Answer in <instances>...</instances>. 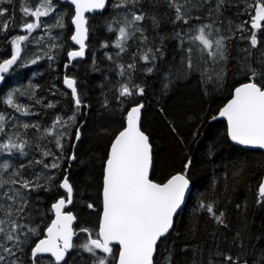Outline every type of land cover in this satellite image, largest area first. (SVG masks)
<instances>
[{
  "label": "trees",
  "instance_id": "16d2710c",
  "mask_svg": "<svg viewBox=\"0 0 264 264\" xmlns=\"http://www.w3.org/2000/svg\"><path fill=\"white\" fill-rule=\"evenodd\" d=\"M38 0H30L32 7L36 6ZM62 11H69L73 14V7L65 3H60ZM116 0H108V5L102 13L88 15L89 35L87 41V52L83 59L72 62V65L64 70V65L68 62L67 51L75 48L70 41L73 28L70 18L66 17L67 28L65 30L54 29L53 35L62 32V39L51 41L43 29L33 31V37L44 39L41 43H31L28 45L29 58H34L33 53L43 58L36 64H29L25 68H19L15 73L0 84V96L9 89L15 87H28L31 81L34 85H39L37 96L42 98V104L34 105L35 115L21 116L14 113L7 105L0 104V111L10 113L22 122L35 123L41 125L40 133L44 127L51 125L56 115H63L67 118L73 110V99L71 93L64 90L62 80L64 75H71L78 81L77 88L82 94L84 101L79 109L76 124L70 129L75 132L76 127L82 133L79 141L74 137H65V157L74 151L77 159L68 161L65 159L61 164V169L57 175L55 183L63 179L64 170L74 188V204L68 210L77 217L74 230L89 228L93 230V238L98 231L101 196L100 187L102 185V173L104 161L107 158L108 150L115 135L125 125L126 111L130 108V101L136 100L144 104L141 110V127L149 136L153 151V167L150 177L156 182H163L172 174L183 170V165L187 158L191 157L192 165L189 169L192 187L190 198L181 213L178 215L173 231L158 243L157 253L154 255V264H164L165 258L171 250L173 264H193V261H202L208 264L210 252L217 249L224 253L235 255L239 251V244H233V237L237 232L241 233L249 264L259 259L261 252H264V205L258 204V187L264 172V155L260 151L245 150L233 145L227 136L226 124L220 119L211 120V116H217L218 110L230 99L232 90L242 77L237 69V60L241 59L244 53L240 49L249 47V40H241L243 34L248 37L251 33L250 15L246 9L245 0H228V4L221 10L219 20L216 16L208 15V7L193 9V16L199 15L201 20H191L188 25L182 23L173 24L174 10L169 9L164 0H141L142 8L148 14V18L137 22L142 27L144 35L148 37V45L153 48L161 46V37H170L174 31H186L200 23H216L213 27H219L222 33L227 35L229 21L233 31L238 24L249 21L245 27L249 31L236 32L229 42L230 60L227 65V76L224 85L216 88L213 84L202 85L201 71L207 67L209 72L213 68H219L209 63L205 65L199 59V53L195 51L196 44L185 43V48L192 46L193 62L196 71H188L186 62L181 63L182 56L185 55L178 47V41L166 38L163 50L164 56L156 62L157 70L152 74L144 72L145 62L136 56V69H128L127 65L133 63V54L138 49L144 47L141 44L140 33L126 41L125 52H119L116 47L118 39V28L125 25L124 15L126 8L114 9L111 4ZM196 3L197 0H192ZM215 4V0H209ZM247 3L254 4L255 0H247ZM26 6L24 0H0V7L7 8L8 14L0 18V21L8 20L14 14V26L10 24L7 34L0 32V57L9 58L12 47L9 39L12 36L23 33L26 30L19 29L24 20L33 21V17H22L20 8ZM254 15V11L251 13ZM157 16L159 26L154 27L151 16ZM129 20L131 15H128ZM49 23V18H42ZM119 21V23H116ZM111 24L112 31H109ZM264 24V22H262ZM135 25L128 31H134ZM258 38H264V30L258 31ZM31 39V37H30ZM51 43L63 44L61 48H51ZM107 44V47L101 45ZM198 44V42H197ZM253 60L264 53V43L253 49ZM119 52V55L117 53ZM51 55L53 59H48ZM111 56L112 59H108ZM121 65L124 66V75H121ZM150 66V65H148ZM188 73L185 75V73ZM130 78V79H129ZM129 83L141 85L145 88V94L135 97H120L123 104L117 99L122 84ZM165 85H168L165 87ZM208 88V95L203 94V88ZM67 93V95H63ZM107 101V106H105ZM21 102L29 104L31 101L27 97H22ZM48 102L54 103V108H47ZM8 131L13 134L19 132L20 140H29L32 147L26 148L28 156H21L13 150L12 153L0 152V163L8 161L13 165L21 163L27 164L28 160L40 158V152L35 149L37 143L42 146L58 150L54 147V142L49 143L52 137L38 140L40 133L36 129L25 130L22 127L12 128L8 126ZM193 133H197L195 136ZM6 141V137L0 134V142ZM75 144L73 149L71 145ZM50 162V158L45 159V163ZM40 166L34 169H25L22 173L27 176L32 171H39ZM55 172L56 170H49ZM79 189L81 194L75 190ZM86 190V191H85ZM61 195L62 189L52 191L41 190L32 192V202L34 204L33 215L36 223H40L39 212L45 213L43 228L50 224L53 213L48 209ZM39 197V199H37ZM215 199L218 202L217 212L223 210L226 214L227 227L217 225L209 215L198 209L201 199ZM86 202L93 203L94 208L89 209ZM237 205L240 207L238 208ZM44 236V232L39 238ZM88 234L81 232L75 236L74 243H83ZM32 240H38L32 237ZM30 246L25 248V259L30 254ZM111 264L116 263L117 250H113ZM202 253V255H201ZM41 260H52L48 256H41ZM92 255L83 249H73L66 256V264H92ZM216 264H224L223 257H213ZM30 264V261H29ZM62 264H65L63 262Z\"/></svg>",
  "mask_w": 264,
  "mask_h": 264
},
{
  "label": "snow or ice",
  "instance_id": "6c2138e0",
  "mask_svg": "<svg viewBox=\"0 0 264 264\" xmlns=\"http://www.w3.org/2000/svg\"><path fill=\"white\" fill-rule=\"evenodd\" d=\"M169 9L174 10V18L171 23L174 25L182 23L188 25L193 19L199 21V15L193 16V9L208 7V15L216 16L219 20L221 10L228 4V0H215L211 4L209 0H164ZM246 2L245 11L249 12L251 33L248 37L241 34L240 39H248L249 47L240 49L244 53L241 59L237 60L239 65L237 71L242 77L232 90L231 99L218 110V116H211V120L218 117L226 118L227 136L231 141L244 146H253L264 149V53L253 60V49H256L264 38H258V31L264 30V0H255L254 4ZM26 6L20 8L22 17H33L32 22L24 20L21 27L27 34H18L9 39L12 53L9 58L0 57V83H5L6 79L15 73L19 68H25L29 64H36L43 57L33 53L34 58H29L28 45L35 42L41 43L44 37H33L32 33L36 29H43L51 41L62 39V32L53 35L54 29L65 30L67 28L66 17L70 18V23L74 25V32L70 40L78 45V50H68V63L64 65L67 69L72 65V61L85 56L87 47L85 41L89 35L88 18L85 13H92L97 10H104L108 5V0H70V5L74 6V14L69 11H62L58 2L55 0H38L33 8L30 0H24ZM141 0H116L111 4L114 9L126 8L127 14L124 15L125 25L118 28V39L116 47L119 52H125L126 41L136 32L140 33L141 44L144 47L138 49L133 54V63L128 64V69H136V56L145 62L143 69L146 74H152L157 70L156 62L164 56L163 45L166 38L176 39L178 47L185 53L181 58V63L186 62L188 71H196L193 62L194 48H185V43L196 44L199 59L205 65L211 63L219 68H213L211 72L205 67L201 71V83L213 84L216 88L224 85L227 76V65L230 60V41L236 32L244 33L249 31L245 27L249 21H244L236 26L233 31L231 21L229 27L224 30L228 34L222 33L219 27H213L216 23H200L193 28L189 27L186 31H174L170 37H161V46L156 48L148 45V37L144 35V29L137 22L148 18V14L142 10L137 12ZM8 9L0 7V18L8 14ZM254 11V15H252ZM131 15L129 20L128 15ZM49 18L52 22L42 18ZM154 27L159 26V19L153 15L150 17ZM119 23V21H116ZM10 24L14 26V14L8 20L0 21V32L7 34ZM135 25L134 31L128 29ZM109 31H112L109 24ZM31 37V39H30ZM198 42V44H197ZM107 47V44L101 45ZM51 48L63 49V44L51 43ZM119 52L117 55H119ZM48 59H53L51 55L45 53ZM108 59H112L111 56ZM150 65V66H148ZM121 75H124V66L121 65ZM188 73L186 72L185 75ZM130 79V78H129ZM77 79L71 75H65L63 84L71 90L73 99V110L67 118L63 115H56L48 127L43 128L40 133L41 125L39 122H22L19 117L10 113L0 111V134L6 137V141L0 142V152L12 153L13 150L21 156H28L26 148L32 147L29 140H20V133L13 134L8 131V126L12 128L22 127L25 130L34 128L40 133L38 140L52 137L49 143L54 142L52 148L42 146L37 143L35 149L40 152V158L28 160L27 164L21 163L13 165L8 161L0 163V264H45L40 259L41 254L50 253L54 260L47 261V264H61L65 262L66 256L73 249H83L92 255V264H111L109 257L114 255L111 243L115 241L119 245L118 264H154V255L157 253L158 243L162 238H166L170 231L174 229L175 218L179 215L186 200L190 198L192 181L189 169L192 165L191 157L187 158L183 165V170L168 177L163 182H156L150 178V171L153 167V151L149 136L141 127V110L144 104L132 100L130 108L126 111V123L115 135L111 142L110 151L104 161L102 173V185L100 196L102 199V216L99 222V230L95 233L98 238H93V230L89 228L73 229V222L77 217L71 211H64L67 205L74 204V188L64 170L63 179L59 184L55 183L57 175L61 169L62 162L67 159L74 161L77 159L75 152L65 157V137L79 141L81 131L76 127L74 133L70 129L76 124L79 109L84 98L77 88ZM168 85H165L167 87ZM39 85L29 82L28 87H15L9 89L0 96V104L7 105L14 113L21 116L35 115L34 105L42 104V98L37 96ZM145 88L141 85L125 83L121 85L117 97H142ZM203 94L208 95V88H203ZM67 95V93H63ZM22 97H27L31 103L21 102ZM123 100L120 103L123 104ZM45 107L51 109L56 105L48 102ZM107 106V101H105ZM197 133H193L195 136ZM74 149L75 144L71 145ZM50 158V162L45 163V159ZM40 166V170L32 171L25 176L22 173L25 169H34ZM49 170H56L50 172ZM63 189L61 195L51 207L49 213H54V219L50 224L43 228L45 213L40 211V223H36L33 215L34 204L31 193L52 191ZM78 194H83L79 189L75 190ZM86 191V190H85ZM257 203L264 205V181L258 187ZM39 199V197H37ZM89 209L94 208L93 203L86 202ZM239 208L240 206L237 205ZM218 202L215 199H201L198 209L205 211L209 217L220 226L227 227L226 214L223 210L217 212ZM43 232L46 235L39 238ZM87 233L88 237L83 243H74L73 237ZM32 237L38 240L33 241ZM233 244H239V251L235 254L224 253L217 249L214 253L210 252L208 264H216L213 257H223L224 264H249L244 251L245 245L241 238V233L237 232L233 237ZM30 246V254L25 259V248ZM97 250H101L104 255H98ZM174 253L169 250L168 257L164 264H173ZM202 255V253H201ZM193 264H202V261H193ZM253 264H264V252H261L259 259L254 260Z\"/></svg>",
  "mask_w": 264,
  "mask_h": 264
},
{
  "label": "water",
  "instance_id": "95a60500",
  "mask_svg": "<svg viewBox=\"0 0 264 264\" xmlns=\"http://www.w3.org/2000/svg\"><path fill=\"white\" fill-rule=\"evenodd\" d=\"M60 3H65V2H67L68 4H70V0H58ZM73 7V14H74V6H72ZM105 10V9H104ZM104 10H97V11H94V12H92V13H85V16L87 17L88 15H92V14H94V13H102ZM72 25V24H71ZM72 28H73V31H72V34H73V32H74V25H72ZM71 34V35H72ZM71 41V40H70ZM87 41H88V39L85 41V43H86V45H87ZM71 43L73 44V46L75 47V48H73V49H75V50H78V48H79V46L78 45H75V43L73 42V41H71ZM73 49H71V50H73ZM86 52H87V47H86V49H85V55H86ZM85 57V56H84ZM83 57V58H84ZM83 58H77L76 60H80V59H83ZM67 59H68V57H67ZM76 60H74V61H76ZM73 62V61H72ZM68 63V62H67ZM66 68L64 67V70H65ZM65 76V75H64ZM64 76H63V78H64ZM1 84V83H0ZM62 85H63V88H64V90H66L67 92H70L71 93V90L70 89H67V86L66 85H64L63 84V80H62ZM231 96H232V94H231ZM230 99H231V97H230ZM228 102V101H227ZM226 102V103H227ZM225 103V104H226ZM224 104V105H225ZM223 105V106H224ZM222 106V107H223ZM221 107V108H222ZM127 114V113H126ZM217 116H218V113H217ZM217 119H220V120H222V121H224L225 122V124H226V130H227V121H226V118H223V117H218ZM125 123H126V119H125ZM122 130V129H121ZM118 134V133H117ZM228 139H229V141L233 144V145H235V146H238V147H240V148H242V149H245V150H256V151H260V152H262L263 153V155H264V149H261V148H259V147H253V146H244V145H240V144H238V143H236V142H233V141H231V139L228 137ZM114 140V139H113ZM110 146H111V144H110ZM109 151H110V147H109V150H108V153H109ZM108 155V154H107ZM150 173H151V171H150ZM175 174V173H174ZM173 175V174H172ZM151 178V177H150ZM261 181H264V173H263V176H262V180ZM63 190V189H62ZM63 192H64V190H63ZM188 200V199H187ZM187 200H186V203H187ZM54 203V202H53ZM186 203H185V205H186ZM185 205L182 207V210H183V208L185 207ZM70 207V205H67V207L64 209V211H70V210H67L68 208ZM181 210V211H182ZM181 211L179 212V214L181 213ZM73 213V212H72ZM101 216H102V199H101V214H100V218H101ZM178 217V216H177ZM177 217L175 218V221H176V219H177ZM52 219H54V213H53V218ZM99 222H100V219H99ZM74 224H75V221L73 222V229H74ZM99 230V229H98ZM173 230H171L170 231V233L172 232ZM44 235H46V232H44ZM75 237V236H74ZM74 237H73V239H74ZM43 238V237H42ZM111 245H115V246H117L118 247V249H119V245L115 242V241H113L112 243H111ZM101 251V250H100ZM118 254H119V250H118ZM118 254H117V259H116V263L115 264H118ZM41 256H49L52 260H54V258L53 257H51V254L50 253H47V254H41ZM40 256V257H41ZM61 263H63V262H61Z\"/></svg>",
  "mask_w": 264,
  "mask_h": 264
},
{
  "label": "flooded vegetation",
  "instance_id": "af4514ba",
  "mask_svg": "<svg viewBox=\"0 0 264 264\" xmlns=\"http://www.w3.org/2000/svg\"><path fill=\"white\" fill-rule=\"evenodd\" d=\"M100 214H101V212H100ZM98 229H99V225H98ZM98 232V231H97ZM75 238V237H74ZM95 238H98V237H95ZM111 247L113 248V250L116 248V250H117V254H118V247L117 246H115V245H111ZM97 254L98 255H104L100 250H97ZM110 258V257H109ZM110 260V259H109ZM62 264V263H61Z\"/></svg>",
  "mask_w": 264,
  "mask_h": 264
},
{
  "label": "rangeland",
  "instance_id": "374dc122",
  "mask_svg": "<svg viewBox=\"0 0 264 264\" xmlns=\"http://www.w3.org/2000/svg\"><path fill=\"white\" fill-rule=\"evenodd\" d=\"M35 7V6H34ZM33 7V8H34ZM33 20H34V18H33ZM32 22V21H31ZM19 29H21L22 30V27H19ZM21 34H27L25 31L23 32V33H21Z\"/></svg>",
  "mask_w": 264,
  "mask_h": 264
},
{
  "label": "bare ground",
  "instance_id": "6f19581e",
  "mask_svg": "<svg viewBox=\"0 0 264 264\" xmlns=\"http://www.w3.org/2000/svg\"><path fill=\"white\" fill-rule=\"evenodd\" d=\"M264 173V172H263Z\"/></svg>",
  "mask_w": 264,
  "mask_h": 264
}]
</instances>
